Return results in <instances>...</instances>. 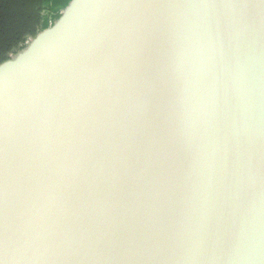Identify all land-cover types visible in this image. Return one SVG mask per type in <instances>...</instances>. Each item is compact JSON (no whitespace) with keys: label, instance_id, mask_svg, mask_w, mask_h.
Instances as JSON below:
<instances>
[{"label":"water","instance_id":"water-1","mask_svg":"<svg viewBox=\"0 0 264 264\" xmlns=\"http://www.w3.org/2000/svg\"><path fill=\"white\" fill-rule=\"evenodd\" d=\"M0 264H264V0H73L0 66Z\"/></svg>","mask_w":264,"mask_h":264},{"label":"trees","instance_id":"trees-1","mask_svg":"<svg viewBox=\"0 0 264 264\" xmlns=\"http://www.w3.org/2000/svg\"><path fill=\"white\" fill-rule=\"evenodd\" d=\"M73 0H0V66L53 26Z\"/></svg>","mask_w":264,"mask_h":264},{"label":"rangeland","instance_id":"rangeland-1","mask_svg":"<svg viewBox=\"0 0 264 264\" xmlns=\"http://www.w3.org/2000/svg\"><path fill=\"white\" fill-rule=\"evenodd\" d=\"M32 41H33V39L27 41V42H26V45H25V47H24V49H25L26 47H28V46L32 43ZM24 49H23V50H24Z\"/></svg>","mask_w":264,"mask_h":264},{"label":"built area","instance_id":"built-area-1","mask_svg":"<svg viewBox=\"0 0 264 264\" xmlns=\"http://www.w3.org/2000/svg\"><path fill=\"white\" fill-rule=\"evenodd\" d=\"M62 13V12H61Z\"/></svg>","mask_w":264,"mask_h":264}]
</instances>
